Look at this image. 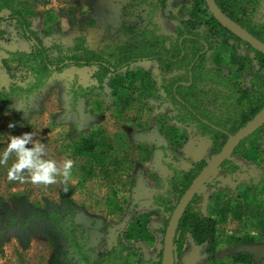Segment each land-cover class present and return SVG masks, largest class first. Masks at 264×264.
<instances>
[{
  "label": "rangeland",
  "instance_id": "374dc122",
  "mask_svg": "<svg viewBox=\"0 0 264 264\" xmlns=\"http://www.w3.org/2000/svg\"><path fill=\"white\" fill-rule=\"evenodd\" d=\"M18 3L17 10L25 15L30 29L38 33L52 56L57 49L63 53L72 47L73 39L84 29L86 45L114 64L112 52L129 46L131 51L146 49L150 40L154 41L152 46H157L156 38L164 49L175 47L180 21L189 18L192 0ZM7 16V11L0 13V17ZM8 21L0 22V92L14 89L5 103H0V153L9 136L32 132L46 145L48 158L74 161L68 184L75 188L64 193L66 185L62 183L44 186L10 182L7 167L0 166V264H84L81 252L96 259L118 240L127 247L141 249L146 260L162 263L164 222L172 217L162 203L169 200L175 205L178 195L171 190L169 179L160 184L145 183L144 174L152 169L168 176L173 171L165 164L188 172L194 164L209 161L214 134L206 128V122L228 121L229 129L239 125L243 109L234 105L235 93L236 99L245 94L247 98L254 90L251 78L258 68L255 52L243 43L239 50L214 45L199 62L197 71L202 78L196 83L187 81L189 57L195 50L187 42L183 62H133L108 74L100 84L96 67L69 66L49 72L34 86V76L16 67L20 61L16 53H30L31 44L21 37L15 21ZM251 22L264 32V0H260ZM232 53L240 56L238 64L230 63ZM6 65L12 68L13 79H9ZM173 86L178 102L170 98ZM192 108L194 116L190 114ZM12 122L16 126L9 128ZM145 126L154 127L158 133H153L154 157L145 159L148 153L139 151L141 156L147 153L144 160L151 161V165L141 164L134 149ZM261 132V151L255 150L251 139L246 140L231 156L232 164L237 166L235 172L219 168L209 183L220 178L224 190L221 194L226 197L223 208L229 205L236 210L243 201L241 204L260 208L255 210L259 218H264V130ZM81 138L95 142L93 153L73 154V145ZM63 196L70 198L68 206L63 204ZM198 205L205 215L212 214V203L195 201ZM179 233L168 264H211L202 248L179 239ZM73 238L79 248L71 241ZM233 253L221 264H241L233 261ZM250 264H264V246H257Z\"/></svg>",
  "mask_w": 264,
  "mask_h": 264
},
{
  "label": "trees",
  "instance_id": "16d2710c",
  "mask_svg": "<svg viewBox=\"0 0 264 264\" xmlns=\"http://www.w3.org/2000/svg\"><path fill=\"white\" fill-rule=\"evenodd\" d=\"M19 1L20 0H0V12H8L7 17H0V22L14 20L21 37L30 42V53H16L20 59L16 67L26 69L30 75L34 76V82L32 84L34 86H37V84H39L49 72H60L65 67L69 66L80 68L96 67V79L98 84H100L108 74L122 69V67L128 66L133 62L146 61L150 59H155L165 65L177 61V63L183 62L184 58L181 57L184 55V45L187 42L192 43L193 47H195V50L189 57L191 61L188 66L190 76H188L187 81L196 83L202 78L201 72H199V70L197 71L199 68V62L203 58L204 53H208L214 45L220 44L226 49L234 48L239 50L240 44L243 43L255 52L253 58L256 60L258 68L254 71L251 78L252 89L254 90H252V94H249L247 98V94H245V97L240 95L236 99L237 92L235 93L234 105L243 109L239 118V125L233 129H229L227 124L228 121L223 122V124H211L206 122V128L212 130L214 134V148L210 152L211 158L209 161L206 162L202 160L194 164V168L188 172L174 169L170 164H166V167L168 169L171 168L170 170L173 171L172 177L169 179L170 188L178 195L175 205L171 204L169 200L162 203L164 210L168 211L171 215L187 189L197 178L201 176L204 169L225 147L229 137L248 125L264 110V55L256 51L229 29L223 27L218 21H216L205 0H192V5L189 8V18L180 21V29H178L175 47L164 49L162 41H157L156 38L155 40L157 46H152L151 43L154 41L150 40L147 42L150 45H148L149 47L146 49L131 51V46H129L125 50L119 49L117 52H112L111 57L114 59V64H110L107 59L103 58L100 54H97L86 45L85 35H83L85 31L84 29L79 30V35L73 39L72 47L65 48V50L62 48L64 50L63 53L62 50L57 49L55 50V55L52 56L49 54V50L43 46L42 42L38 38V33L30 29V22L26 20L25 15L21 14L19 10H17ZM214 2L225 18L264 43V32L260 28L257 29L254 27L251 22L252 17L255 15L259 7L260 0H214ZM199 28L201 29V32ZM138 32L139 34L144 33L143 31ZM45 33L50 35V31ZM146 45L147 44L143 47H146ZM239 57V55L232 53L230 56V63L238 64V62H240ZM5 69L9 75V79H13L14 76L11 74L12 68L6 65ZM172 84H175L174 81ZM174 87L175 86H173L171 90L170 98L172 101L178 102L179 100L177 99L176 90H173ZM13 89L14 88H11L9 93H7L8 91L6 90L0 92L1 105L5 103L4 100L10 97ZM233 100V97L229 99L228 105H230ZM183 104L186 108V104ZM190 114L192 116L195 115L193 108L190 111ZM262 130H264V120L248 136L241 140L235 149L221 164H219L218 168L197 190L195 196L189 202L179 218L175 229L173 246L178 232L188 234L196 245H205V253L211 256V261L213 260V255L215 254V250L218 246V221L211 216L204 215L201 207L199 205L195 206V201L202 187L207 184L209 179L219 168L224 167L230 174L235 172L237 166L232 164L231 156L239 151V147L242 146L246 140L251 139L252 144L256 147L255 150L258 152L261 151ZM95 147V142L91 139L81 138L79 141L74 143L73 154L76 156L91 154L94 152ZM254 157H257V155H254ZM177 174H180V177H178ZM74 188L75 186L67 184L64 187V193H69ZM69 200L70 198L67 196H63L62 198V202L66 206H68ZM169 223L170 221L164 222L165 228H163V233H166V227H168ZM69 233L70 235H73V229H71ZM71 241L76 244V248L80 247V244L76 243L74 238ZM117 242L118 243L114 245L106 254H101L97 256L96 259H93L90 255L81 252V262H84V264H162L160 261L154 262L146 260L144 258L143 251L139 248L127 247L121 243V240H118ZM235 242L240 245L251 243L249 239L245 238H235ZM162 253L163 250L161 251V254ZM233 257V261L235 263L248 264L247 258H249V256H247V254L240 255V253H238Z\"/></svg>",
  "mask_w": 264,
  "mask_h": 264
},
{
  "label": "crops",
  "instance_id": "0c3cea01",
  "mask_svg": "<svg viewBox=\"0 0 264 264\" xmlns=\"http://www.w3.org/2000/svg\"><path fill=\"white\" fill-rule=\"evenodd\" d=\"M2 12L3 11H1L0 13H2ZM4 25L5 24H3V26ZM3 28L4 27H1V29H3ZM22 41L26 42L23 39H22ZM21 43L22 42H19V45ZM25 53H27V52H25ZM150 127L145 126L142 129H140L141 133H140V136H138V138H139L138 139V141H139L138 146L139 145L140 146L139 147L137 146L134 148L135 150L138 151L137 153H138V156L140 158L141 164H144V165L145 164H148V165L152 164L151 161L148 162L147 160H144L145 155L147 153H148V155H146L147 158H145V159L152 158L156 155L155 151L152 152V150H154L152 143H155V141H154V139H156L155 135L158 133L155 132L157 129H155L154 127L153 128H150ZM157 128H159V127H157ZM154 132L156 134H153ZM149 145L151 148H148ZM140 150H143L144 152H147V153L144 156H141L139 153ZM108 156H110V155H108ZM112 157H110V158H112ZM183 158L185 159V156H183ZM152 161H153V159H152ZM165 168L168 169L166 167V164H165ZM157 173L158 172H155L152 169L149 170L148 172H146L144 174L145 183L156 182V184L157 183L160 184L161 181L165 182L172 177L171 174L168 176H165L164 173H158V174ZM219 181H220L219 177H216L212 184L209 183V181H208L207 184L205 185L206 191L203 192L202 195H200V196L198 195L197 199H196L197 203H199V201L205 202V203H207V202L212 203L213 204V208L211 211L212 214L206 215V216H211L214 219H217V221H218V224H217V231H218V236H219L218 237V246L215 250V254L213 255V260L211 261L209 259L210 263L211 264L226 263V261L229 260V257H226V256L230 255V253L234 250V253L231 254L232 256H234V254H238V253L247 254V256H249V258H247L248 264H250V262H252V259H253V252L255 251L257 246L259 248H262L264 246V218H259L258 210L260 208H258L257 206H254L252 204H248V203H246V205L241 204L243 201L238 203V205H240V207H241V205L243 207L241 212L239 211L240 207L236 208V210H234L233 208H230L229 205L226 206L225 208H223L226 197L223 196V194H221V192L224 190H222L223 187L220 185ZM205 186H203V187H205ZM247 209H249V211H246ZM250 209H252L254 211H251ZM255 209H258V210H255ZM241 213H243V214H241ZM248 213H252L251 214L252 218H248ZM255 213H258V214H255ZM256 217H258V218H256ZM179 234L182 235V236L179 235V239L184 238L186 241L190 240L191 245L196 246L197 248H200V249L202 248L203 252H205V245H196L193 242V240L189 237L188 234H184L182 232H180ZM235 238L249 239L251 243H248L246 245H240L239 243L235 242ZM241 251H243V252H241ZM208 256H210V255H208ZM210 258H211V256H210Z\"/></svg>",
  "mask_w": 264,
  "mask_h": 264
},
{
  "label": "clouds",
  "instance_id": "9594fccd",
  "mask_svg": "<svg viewBox=\"0 0 264 264\" xmlns=\"http://www.w3.org/2000/svg\"><path fill=\"white\" fill-rule=\"evenodd\" d=\"M15 126L14 122L8 125L9 128ZM0 166L7 167V179L10 182H30L44 186L57 183L67 185L72 180L74 161L65 159L57 162L48 158L46 145L35 139L34 133L25 132L8 137L6 147L0 153Z\"/></svg>",
  "mask_w": 264,
  "mask_h": 264
},
{
  "label": "water",
  "instance_id": "95a60500",
  "mask_svg": "<svg viewBox=\"0 0 264 264\" xmlns=\"http://www.w3.org/2000/svg\"><path fill=\"white\" fill-rule=\"evenodd\" d=\"M205 1L216 21H218L223 27L229 29L236 36L241 38V40H243L249 46L254 48L256 51L264 55L263 42L253 37L250 33L241 29L233 22L225 18V16L217 7L214 0H205ZM263 120H264V110L257 118L253 119L248 125H246L244 128L239 130L234 135L230 136L225 147L204 169L201 176L197 178L192 183V185L187 189V191L185 192V194L177 204L172 214L170 223L166 229L164 243H163L162 264H168L171 259L176 225L179 221L180 216L184 212L185 208L195 196L197 190L205 183L208 177L218 168L219 164H221L227 158V156L235 149V147L241 142V140L244 139L246 136H248Z\"/></svg>",
  "mask_w": 264,
  "mask_h": 264
}]
</instances>
